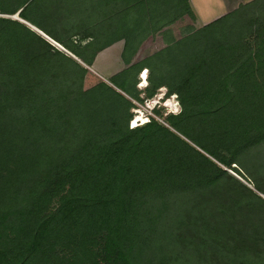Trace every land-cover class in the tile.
<instances>
[{"label": "trees", "instance_id": "obj_1", "mask_svg": "<svg viewBox=\"0 0 264 264\" xmlns=\"http://www.w3.org/2000/svg\"><path fill=\"white\" fill-rule=\"evenodd\" d=\"M252 6L174 37L194 21L188 0H0V264H264V7ZM18 11L77 61L2 17ZM158 35L164 48L133 63ZM119 42L129 68L109 83L123 95L84 90ZM129 70H147V99L176 96L167 127L128 128Z\"/></svg>", "mask_w": 264, "mask_h": 264}, {"label": "rangeland", "instance_id": "obj_2", "mask_svg": "<svg viewBox=\"0 0 264 264\" xmlns=\"http://www.w3.org/2000/svg\"><path fill=\"white\" fill-rule=\"evenodd\" d=\"M256 5H260L261 7L262 6L264 7V0L257 2L256 4H253L252 8L255 7ZM2 17L12 19V16H2ZM13 20H15V19H13ZM198 22L195 20V18H194V21H190V19L184 18V20H182V21L176 23L175 25L171 26L170 29L173 33V36L178 37L181 34V32L183 31V29L188 27V26L189 27L191 26L194 29L200 28L202 21L199 19ZM164 46L165 45L163 43V39L161 38L160 35H158L155 38H153L148 44H146V46H144L141 49V51H139L136 54V56L132 62L133 63L139 62V61L143 60L145 57L153 54L154 52H157V51L163 49ZM122 51H123V43L119 42V44L117 46H114V47L111 46L110 48L102 51L101 53H99L97 55L95 62L93 64V67L88 68V74L86 75V77L84 79V83H83L84 90H88V89L94 87L99 82H104L105 84L112 87L114 90L119 91V90L115 89L109 83V81H112V80L116 81V80H118V78L120 79V75L124 71H127V69L129 68V65H125L124 62L122 61V58H121ZM132 62H131V64H133ZM143 71H146V70H143ZM129 72H130L129 73L130 79L132 82H134V80H135V82H136L135 89L137 92H139V94H138L139 101L133 100V99H131L125 95L126 99L132 105V108L129 111V113L131 115V120H132L135 116L134 112L136 110L140 109L138 106H142L144 100H146L147 98H146L145 91H144L145 88H143V89L138 88V85H140L142 83V80H140V78L142 76L141 74H143L142 71L139 72V74H137V75L135 74L134 70H131V71L129 70ZM147 76H148V72H146V77ZM159 91H161V92H159ZM161 95H163V97H164L163 99L165 101L171 99L173 96V95H168L166 93V89H164V92L162 91V89H158L155 92V94L153 95V97L149 98L148 100L157 98ZM165 101L160 102V104L153 109V111L151 113L153 114L154 118H151V119H153L156 122L167 127V125L164 123V119L168 116L167 114L169 113V110L167 107H162V104L165 103ZM173 101H175V104L176 103L178 104L176 98ZM177 108L180 110L179 104H178ZM156 112H158L159 115H157ZM130 121H129V123H130ZM129 123H128V128L130 126ZM228 173L230 175H232L234 178L242 181L243 183H245L248 186V182H244L237 174L233 173L230 170H228ZM248 187H250V186H248Z\"/></svg>", "mask_w": 264, "mask_h": 264}, {"label": "crops", "instance_id": "obj_3", "mask_svg": "<svg viewBox=\"0 0 264 264\" xmlns=\"http://www.w3.org/2000/svg\"><path fill=\"white\" fill-rule=\"evenodd\" d=\"M260 1L262 0H188L190 10L195 20L197 22L199 19L202 21L201 27L236 11L242 6ZM118 44L119 43L114 46Z\"/></svg>", "mask_w": 264, "mask_h": 264}, {"label": "built area", "instance_id": "obj_4", "mask_svg": "<svg viewBox=\"0 0 264 264\" xmlns=\"http://www.w3.org/2000/svg\"><path fill=\"white\" fill-rule=\"evenodd\" d=\"M144 71H142V73H143ZM175 98H176V96L175 95H173ZM174 98V99H175ZM160 104V101L158 100V97L157 98H154V99H151V100H148V99H146V100H144V102H143V105L142 106H138L140 109L139 110H136L135 112H140L141 113V116H143L145 119H146V121L147 122H149V120L151 119V118H154V116H153V114L151 113L152 111H153V109L155 108V107H157L158 105ZM164 104V103H163ZM163 104H162V107H165V106H163ZM178 107V104L176 103H174V106L173 107H167L168 108V110H169V113L167 114V115H176V114H178L179 112H180V110L177 108ZM142 111V112H141ZM134 112V113H135ZM146 114V115H145ZM135 116H136V114H135ZM134 116V118L130 121V126H129V129H133V128H135V127H138V126H142V125H144L145 123H147V122H145V123H142V122H136L135 124V126L133 127V122L135 121V119H136V117Z\"/></svg>", "mask_w": 264, "mask_h": 264}, {"label": "bare ground", "instance_id": "obj_5", "mask_svg": "<svg viewBox=\"0 0 264 264\" xmlns=\"http://www.w3.org/2000/svg\"><path fill=\"white\" fill-rule=\"evenodd\" d=\"M146 72H147V70L144 71L143 74H141L142 76H141L140 80H142V83H141L140 85H138V88H139V89H143V88H145V87L147 86ZM162 91L164 92V88H162ZM159 92H161V91H159ZM163 98H164L163 95H161V96L158 97V100H159L160 102H162V101L164 102L165 100H164ZM174 98H175V97L172 96L171 99L165 101V103L163 104V106H165V107H173V106H174V103H175V101H173ZM134 111H135V110H134ZM135 114H136V116H135L136 119H135V121L133 122V127L136 125V124H135L136 122H142V123L147 122L146 119H145L143 116H141V113H140V112H135ZM142 126H143V125H142Z\"/></svg>", "mask_w": 264, "mask_h": 264}, {"label": "water", "instance_id": "obj_6", "mask_svg": "<svg viewBox=\"0 0 264 264\" xmlns=\"http://www.w3.org/2000/svg\"><path fill=\"white\" fill-rule=\"evenodd\" d=\"M20 11L17 12V14H15L14 16H12V19H15L19 22H21L22 24H24L29 30H31L32 32L36 33L37 35H39L40 37H42L43 39H45L51 46H53L54 48H56L57 50L68 54L72 59L76 60V58H74L72 55H70L69 53H67L64 49H62L59 45H57L56 43H54L53 41H51L49 38H47L44 34H42L40 31H38L36 28L32 27L31 25H29L28 23L21 21L18 18V13ZM77 61V60H76ZM88 69V68H86ZM118 93L122 94L121 92L117 91ZM123 95V94H122ZM264 199V197H262Z\"/></svg>", "mask_w": 264, "mask_h": 264}]
</instances>
